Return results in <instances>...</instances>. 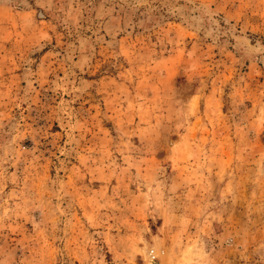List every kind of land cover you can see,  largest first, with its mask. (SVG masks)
Returning <instances> with one entry per match:
<instances>
[{"label":"rangeland","instance_id":"1","mask_svg":"<svg viewBox=\"0 0 264 264\" xmlns=\"http://www.w3.org/2000/svg\"><path fill=\"white\" fill-rule=\"evenodd\" d=\"M0 264H264V0H0Z\"/></svg>","mask_w":264,"mask_h":264}]
</instances>
